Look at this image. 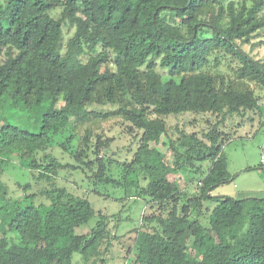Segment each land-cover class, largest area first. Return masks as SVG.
Here are the masks:
<instances>
[{
  "label": "trees",
  "instance_id": "trees-1",
  "mask_svg": "<svg viewBox=\"0 0 264 264\" xmlns=\"http://www.w3.org/2000/svg\"><path fill=\"white\" fill-rule=\"evenodd\" d=\"M65 26L74 29L67 40ZM259 31L264 0H0V171L15 157L38 180L70 170L95 192L105 184L124 190L127 199L148 196L152 212L142 221L155 229H138L134 264H264V196L211 194L231 177L223 146L232 137L220 129L219 115L254 109L264 115L251 86L264 88V61L240 44ZM228 56L238 62L233 74L218 68ZM5 108L28 110L34 127L10 123L1 115ZM186 112L216 120L203 138L187 137L195 147L184 150L153 113ZM112 116L127 122L130 134L140 131L132 159L102 155L114 142L109 134L91 137L87 130L78 137L80 124ZM67 129L60 145L68 151L78 138L69 151L75 163L47 153ZM202 160L209 161L206 169L196 164ZM114 163L124 166L122 180L111 173ZM135 166L146 185L131 176ZM185 175L187 183L201 185L199 195L180 188ZM43 195L48 203L21 205L35 194L12 202L2 194L0 264H73L75 253L84 264H99L113 233L110 221H122L120 213L97 212L88 198L63 187L53 185ZM205 201L216 202L206 223ZM96 215L100 220L88 233L76 232Z\"/></svg>",
  "mask_w": 264,
  "mask_h": 264
},
{
  "label": "rangeland",
  "instance_id": "rangeland-1",
  "mask_svg": "<svg viewBox=\"0 0 264 264\" xmlns=\"http://www.w3.org/2000/svg\"><path fill=\"white\" fill-rule=\"evenodd\" d=\"M250 5L253 0H246ZM61 11L59 8L56 11L58 16ZM69 26H65L66 33L65 40L69 39L73 32ZM240 42V41H239ZM242 48L254 59L264 61V31L255 33L249 42H240ZM238 62L232 57H223L219 64V69L222 72L231 73L232 66H236ZM251 86L254 88L256 96L261 100V104L264 105V88L259 84L252 82ZM96 109H102L108 111L109 106H96ZM264 110V107L262 108ZM1 115L12 124L23 127H34V119L31 118L28 110L23 108H8L1 112ZM224 119L223 125H220L221 130L231 135V139L227 141L223 146V152L227 159L228 170L231 177L218 185H216L211 194L214 197L219 196H231L236 198L244 197H263L264 196V165L261 163V156L264 154V115L260 110H248L246 113H236L225 111L219 115ZM153 117H161L165 119L168 127V137L173 140L176 147L186 150L188 146L195 147L191 144L187 137L198 135L203 138L204 134L212 127L216 120L214 114H196L192 112H186L181 114H167L160 115L153 113ZM3 123L0 122V129ZM129 124L119 116H112L103 121H88L82 123L76 129L79 136H84L87 130H90L92 136L95 137L97 133L103 132L109 136L114 137L108 153L102 151V155L106 157L111 156L113 153L114 158L123 162L132 159L136 148L135 135H139L140 131L135 130L132 134L127 132ZM36 129V128H33ZM70 134V130H64L57 138V141L47 149V153L53 154L58 160L63 163L71 162L75 163V159L69 152L71 149H75L78 144V138L68 145V151L64 150L60 143L67 141V137ZM92 148L95 142L92 141ZM151 148L155 147L154 142H150ZM164 150L168 145H161ZM186 152V151H185ZM168 161L171 162V158L167 156ZM201 165L204 169L209 166V161H199L196 163ZM195 167H197V165ZM195 167L193 169H195ZM124 166L121 163H114L111 166V173L117 179H123ZM79 172H72L70 170H61L57 176L50 180L36 179L35 171H31L21 166L19 159L11 157L10 160L4 165L2 171H0V183L4 187L0 192V204H6L5 200H2V194H5L4 199L15 201L24 197L25 193L35 194L37 199H28L21 205L32 201L35 205L41 203H48V198L43 195V191L52 188V186L63 187L68 191L84 196L88 198L93 204L94 209L102 214L113 215L120 213L122 221L116 223L115 220L110 221V227L112 228V236L110 237V243H104L101 247L102 254L99 264H134L135 252L133 251L135 245V238L138 229L154 232L155 224L146 225L145 221H142L144 214L151 213V208L146 204V198L148 196L135 198H125V192L122 189L114 188L110 185L99 186V193L91 189V185L84 182V177ZM137 179L140 185H146L148 179L141 173L140 166H135V173L131 175ZM177 177L176 174L170 175L173 180ZM186 175L180 179L179 184L181 189H185L189 196L199 195L201 191V185L198 182L187 183ZM80 182L82 185H80ZM29 187L25 188L26 185ZM86 186V187H84ZM88 186V187H87ZM135 187L130 189L131 193H134ZM4 192V193H3ZM216 205V202L205 201L204 208L202 210L201 220L206 223L208 221V215L210 210ZM100 220V216L96 215L89 223L80 226L76 229L78 234H86L95 224ZM141 224V225H140ZM118 227V229H117ZM2 233L0 232V237ZM19 239L17 240V242ZM73 264H84L82 255L75 253L73 258Z\"/></svg>",
  "mask_w": 264,
  "mask_h": 264
},
{
  "label": "built area",
  "instance_id": "built-area-1",
  "mask_svg": "<svg viewBox=\"0 0 264 264\" xmlns=\"http://www.w3.org/2000/svg\"><path fill=\"white\" fill-rule=\"evenodd\" d=\"M261 163L264 165V154L261 156Z\"/></svg>",
  "mask_w": 264,
  "mask_h": 264
}]
</instances>
